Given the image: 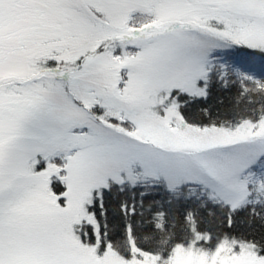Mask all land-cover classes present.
<instances>
[{"label": "snow or ice", "instance_id": "6c2138e0", "mask_svg": "<svg viewBox=\"0 0 264 264\" xmlns=\"http://www.w3.org/2000/svg\"><path fill=\"white\" fill-rule=\"evenodd\" d=\"M241 216L264 228V0H0V264H264Z\"/></svg>", "mask_w": 264, "mask_h": 264}, {"label": "trees", "instance_id": "16d2710c", "mask_svg": "<svg viewBox=\"0 0 264 264\" xmlns=\"http://www.w3.org/2000/svg\"><path fill=\"white\" fill-rule=\"evenodd\" d=\"M252 50H247L243 49L239 46H237L236 50L222 54L223 58L228 61L229 64H232L233 66L239 67L240 66V61L242 58H248L249 53H251ZM260 66V57L256 56L254 57V64L252 66H246L249 68L251 71H255L256 68ZM236 93V87L229 86L228 88H222V87H216L212 90L211 95L206 101H201L197 103H193L189 105L186 108V115L190 119L196 122H207L205 114L203 110L205 108L211 110L213 115H216L217 113H223L226 109H228L233 101V98L235 97ZM132 193H127L119 197L120 200H126L130 199ZM164 196V193L161 191L159 195H156L155 193L153 196H149L146 199V203L151 201L153 197L157 201L162 199ZM137 199H139V195L137 194ZM116 208H117V198L116 197H110L107 199V216L109 221L111 222H116L118 217H116ZM245 217L241 216L239 218V223H238V231L241 232H248L251 233L252 235H255L257 238H259L261 235H264V228H261L260 224L257 223L255 225H252L249 227L246 225L244 221Z\"/></svg>", "mask_w": 264, "mask_h": 264}, {"label": "rangeland", "instance_id": "374dc122", "mask_svg": "<svg viewBox=\"0 0 264 264\" xmlns=\"http://www.w3.org/2000/svg\"><path fill=\"white\" fill-rule=\"evenodd\" d=\"M251 71V70H250ZM257 73L259 72V67L258 68H256V70H255Z\"/></svg>", "mask_w": 264, "mask_h": 264}]
</instances>
